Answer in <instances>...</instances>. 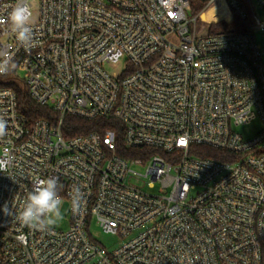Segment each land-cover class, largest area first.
Masks as SVG:
<instances>
[{
	"label": "built area",
	"instance_id": "2783aa9c",
	"mask_svg": "<svg viewBox=\"0 0 264 264\" xmlns=\"http://www.w3.org/2000/svg\"><path fill=\"white\" fill-rule=\"evenodd\" d=\"M192 1L28 0L30 47L0 22L15 66L0 77V264H264V19L252 27L238 0L194 15ZM15 2L0 0V21ZM215 3L247 30L212 34L224 11L199 28ZM75 119L95 128L75 133ZM49 177L68 225L25 226ZM94 220L117 247L94 240Z\"/></svg>",
	"mask_w": 264,
	"mask_h": 264
},
{
	"label": "clouds",
	"instance_id": "9594fccd",
	"mask_svg": "<svg viewBox=\"0 0 264 264\" xmlns=\"http://www.w3.org/2000/svg\"><path fill=\"white\" fill-rule=\"evenodd\" d=\"M6 22L10 31L13 33L14 39L22 46L30 47L34 40L33 13L29 6L28 0H16L14 6L7 13ZM13 58L8 54L7 49L0 50V77H6L14 70ZM7 134V121L0 117V137ZM0 164H4L5 170L7 165L3 160ZM83 195L79 187L74 188L71 193L72 211L79 212L81 210V201ZM63 201L58 193V179L49 177L40 179L35 182L28 198L19 212V222L29 227H39L47 229L54 226L56 222L62 219ZM5 215H9L10 209L7 204L3 206Z\"/></svg>",
	"mask_w": 264,
	"mask_h": 264
},
{
	"label": "rangeland",
	"instance_id": "374dc122",
	"mask_svg": "<svg viewBox=\"0 0 264 264\" xmlns=\"http://www.w3.org/2000/svg\"><path fill=\"white\" fill-rule=\"evenodd\" d=\"M193 0L192 2H194ZM239 4L241 5L242 9L246 12L248 16V22L252 27L258 26L264 19V12L261 11L258 5L253 0H238ZM222 7V9H221ZM220 7V4L215 3L211 7H209L202 15L199 17V24L198 27L202 30L208 27V24L211 20L215 19L216 16L222 14V12H226V4H223ZM232 9V8H231ZM233 10V9H232ZM204 11V10H203ZM192 12V11H191ZM257 42L264 52V34L261 31L254 30ZM261 128V124L259 121L251 124L250 126L240 127L238 130L243 133L246 137L254 136L258 129ZM1 153V148H0ZM62 219L56 222V226H60L61 228H65L68 225L67 222V215H68V204H64L62 206ZM90 232L94 240H96L101 246L105 249L112 250L117 247L121 239L120 237L112 234L105 233L102 228L96 223L94 220L90 226Z\"/></svg>",
	"mask_w": 264,
	"mask_h": 264
},
{
	"label": "trees",
	"instance_id": "16d2710c",
	"mask_svg": "<svg viewBox=\"0 0 264 264\" xmlns=\"http://www.w3.org/2000/svg\"><path fill=\"white\" fill-rule=\"evenodd\" d=\"M206 6V0H195L192 2V13L194 15H199L206 8ZM247 24L248 22H245L236 10L230 9L211 24L210 32L212 34H221L232 31H245L247 30ZM74 122L76 128L75 133L88 132L95 128L93 122L91 121L75 119ZM198 151L201 156L218 158L216 151L210 147L199 146Z\"/></svg>",
	"mask_w": 264,
	"mask_h": 264
}]
</instances>
